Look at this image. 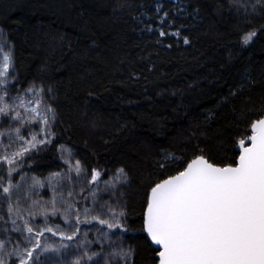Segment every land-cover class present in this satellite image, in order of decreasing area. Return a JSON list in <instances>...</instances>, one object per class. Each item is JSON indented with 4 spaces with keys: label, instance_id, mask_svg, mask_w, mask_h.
Listing matches in <instances>:
<instances>
[{
    "label": "trees",
    "instance_id": "1",
    "mask_svg": "<svg viewBox=\"0 0 264 264\" xmlns=\"http://www.w3.org/2000/svg\"><path fill=\"white\" fill-rule=\"evenodd\" d=\"M177 4L0 0L11 88L40 87L52 112L53 139L25 160L27 170L37 177L61 170V146L101 179L123 170L130 264H158L143 232L151 188L198 156L234 165L238 142L264 116V0ZM156 11L178 38L154 31ZM86 237L96 249L94 235Z\"/></svg>",
    "mask_w": 264,
    "mask_h": 264
},
{
    "label": "rangeland",
    "instance_id": "2",
    "mask_svg": "<svg viewBox=\"0 0 264 264\" xmlns=\"http://www.w3.org/2000/svg\"><path fill=\"white\" fill-rule=\"evenodd\" d=\"M165 1L178 5V0ZM159 12L156 11L154 31L158 35L165 33L160 37L178 38V30L171 23L165 24L166 16ZM9 49L0 35V61L11 54ZM11 74L12 64L0 87V107L7 109L6 114L0 113V244L4 245L0 260L7 264L19 258L20 264L21 258L28 259L25 253L35 249L29 264H130L134 249L122 240L125 212L121 195L126 184L123 172L116 170L101 179L96 170L87 173L80 166L77 170L78 162L67 147L61 146V170L44 177L31 174L25 160L32 153L43 152L52 141V112L48 111V95L43 89L30 85L13 90ZM33 137L35 147L30 145ZM24 147L29 150L22 156L13 155ZM4 157L12 158L14 163L8 164ZM93 173L98 174L95 181ZM5 188L8 193L3 191ZM116 223L119 228L108 227ZM82 224L88 225L83 232ZM26 227L43 235H30ZM90 232L98 245L96 249L86 237ZM62 235L73 239H62ZM37 240L40 248H35ZM45 247L49 250L44 251Z\"/></svg>",
    "mask_w": 264,
    "mask_h": 264
},
{
    "label": "snow or ice",
    "instance_id": "3",
    "mask_svg": "<svg viewBox=\"0 0 264 264\" xmlns=\"http://www.w3.org/2000/svg\"><path fill=\"white\" fill-rule=\"evenodd\" d=\"M255 35V32L248 33L244 43L251 42ZM184 43H188L187 39ZM10 66L11 56H3L0 87ZM6 112L5 107H0V113ZM42 122L46 124L47 120ZM251 127V147H244L241 140L238 166L214 167L199 157L188 164L185 171L151 189L144 230L152 242L162 248L159 264H264V119ZM35 140L33 137L31 147H35ZM28 150L24 147L13 155L20 157ZM4 160L14 163L10 157ZM97 175L93 173L94 181ZM3 191L8 193L9 189ZM108 227L119 228L120 225L108 224ZM26 231L30 235H43L34 233L31 227H26ZM62 239L73 237L62 235ZM3 247L0 244V249ZM40 247L37 240L35 248ZM34 251L28 250L25 253L28 259L21 258L20 264H29ZM0 264H4L3 260Z\"/></svg>",
    "mask_w": 264,
    "mask_h": 264
},
{
    "label": "water",
    "instance_id": "4",
    "mask_svg": "<svg viewBox=\"0 0 264 264\" xmlns=\"http://www.w3.org/2000/svg\"><path fill=\"white\" fill-rule=\"evenodd\" d=\"M260 119H264V116L261 117ZM260 119H259V120H260ZM257 121H258V120H257ZM257 121H255V122H257ZM255 122H253V123H255ZM253 123H252V124H253ZM251 126H252V125H251ZM252 134H253V133H252V127H250V134H249V135L243 140V141H244V147H251L250 136H251ZM240 142H241V141H240ZM240 142H238V144H237V146H236V148H235L236 152L238 153V156H237V158H236V162H235L234 165L219 166V165H214V164H212V163H211V164H212L214 167H220V168H225V167H236V166H238V164H239V157H240V154H241V152H242V148H241V144H240ZM199 157H201V156H198V157L192 159L191 161H189V162L186 164V166L184 167V169H183L182 171H185V170L187 169L188 164H190L193 160H195V159H197V158H199ZM202 158H204V157H202ZM204 159H205L206 161H208L206 158H204ZM208 162H209V161H208ZM209 163H210V162H209ZM182 171L178 172L177 174H175V175H173V176H171V177H168V178H166V179L160 181L159 183H163L165 180L170 179V178H172V177H174V176L179 175ZM159 183H158V184H159ZM156 185H157V184H156ZM156 185H154L153 187H155ZM153 187H152V188H153ZM152 188H151V189H152ZM150 194H151V190H150L149 193H148V198H149ZM147 202H148V199H147ZM146 208H147V205H146ZM145 212H146V209H145V211H144V215H145ZM144 215H143V232H144V234L146 235V237L148 238V240L150 241L151 245H152L156 250H158V253H157V260H158V264H159V261H160L159 252L162 251V248H160L159 245L154 244V243L152 242L151 238L148 236L147 232L144 230Z\"/></svg>",
    "mask_w": 264,
    "mask_h": 264
}]
</instances>
